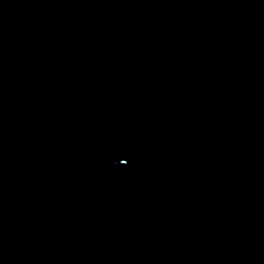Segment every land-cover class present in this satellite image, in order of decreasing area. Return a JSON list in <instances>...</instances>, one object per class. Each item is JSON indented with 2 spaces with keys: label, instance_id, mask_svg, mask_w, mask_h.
<instances>
[{
  "label": "water",
  "instance_id": "1",
  "mask_svg": "<svg viewBox=\"0 0 264 264\" xmlns=\"http://www.w3.org/2000/svg\"><path fill=\"white\" fill-rule=\"evenodd\" d=\"M263 57L264 0H0V264Z\"/></svg>",
  "mask_w": 264,
  "mask_h": 264
}]
</instances>
